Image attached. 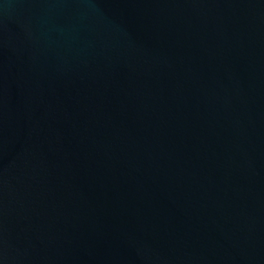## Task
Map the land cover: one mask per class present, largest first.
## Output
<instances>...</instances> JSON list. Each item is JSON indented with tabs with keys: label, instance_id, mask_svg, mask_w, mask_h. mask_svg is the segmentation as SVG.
<instances>
[{
	"label": "water",
	"instance_id": "water-1",
	"mask_svg": "<svg viewBox=\"0 0 264 264\" xmlns=\"http://www.w3.org/2000/svg\"><path fill=\"white\" fill-rule=\"evenodd\" d=\"M0 264H264V0H0Z\"/></svg>",
	"mask_w": 264,
	"mask_h": 264
}]
</instances>
